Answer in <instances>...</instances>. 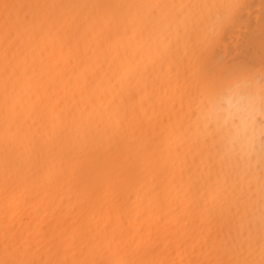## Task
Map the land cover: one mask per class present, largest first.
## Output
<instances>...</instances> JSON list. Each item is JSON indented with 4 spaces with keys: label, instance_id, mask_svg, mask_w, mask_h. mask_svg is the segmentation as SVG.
Returning a JSON list of instances; mask_svg holds the SVG:
<instances>
[{
    "label": "snow or ice",
    "instance_id": "snow-or-ice-1",
    "mask_svg": "<svg viewBox=\"0 0 264 264\" xmlns=\"http://www.w3.org/2000/svg\"><path fill=\"white\" fill-rule=\"evenodd\" d=\"M244 7L0 0V264H264Z\"/></svg>",
    "mask_w": 264,
    "mask_h": 264
},
{
    "label": "bare ground",
    "instance_id": "bare-ground-1",
    "mask_svg": "<svg viewBox=\"0 0 264 264\" xmlns=\"http://www.w3.org/2000/svg\"><path fill=\"white\" fill-rule=\"evenodd\" d=\"M245 5L230 29L221 38L217 58L225 63H244L257 79L264 68V0H240Z\"/></svg>",
    "mask_w": 264,
    "mask_h": 264
}]
</instances>
